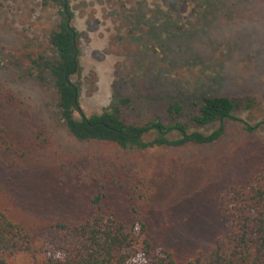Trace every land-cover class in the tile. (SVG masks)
Returning <instances> with one entry per match:
<instances>
[{
	"label": "rangeland",
	"instance_id": "374dc122",
	"mask_svg": "<svg viewBox=\"0 0 264 264\" xmlns=\"http://www.w3.org/2000/svg\"><path fill=\"white\" fill-rule=\"evenodd\" d=\"M71 5L82 32V69L73 79L81 82L85 115L102 112L117 94L129 99L127 119L168 123L170 103L188 109L204 95H227L236 104L234 118L220 139L205 145L138 151L74 137L59 121L55 91L31 63L50 53L56 8L44 0H0V205L33 229L71 219L87 206L90 190L70 178L63 182V164L88 166L90 155L110 154L115 170L138 168L146 177L142 210L157 246L180 262L208 252L224 231L227 188L246 183L264 163V0ZM110 197L123 203L116 190ZM9 261L25 264L28 257L14 254Z\"/></svg>",
	"mask_w": 264,
	"mask_h": 264
},
{
	"label": "trees",
	"instance_id": "16d2710c",
	"mask_svg": "<svg viewBox=\"0 0 264 264\" xmlns=\"http://www.w3.org/2000/svg\"><path fill=\"white\" fill-rule=\"evenodd\" d=\"M44 2L56 8L58 20L47 36L50 53H38L31 63L37 78L55 91L59 121L71 135L138 151L220 139L236 108L227 95H204L188 109L181 102L170 103L168 123L160 118L145 124L127 119L123 108L129 99L117 94L102 112L85 115L80 107L81 82L73 79L82 69V32L73 24L71 0ZM245 127L252 131L256 126ZM111 159L110 154L90 155L91 165L63 164V182L70 178L90 190L87 206L71 219L33 229L0 205V264H11L14 254L28 257L25 264H264V163L246 183L227 188L224 231L211 249L180 262L172 250L158 247L151 234L152 220L142 210L143 199H148L146 177L138 168L115 170ZM114 190L124 198L121 206L111 202Z\"/></svg>",
	"mask_w": 264,
	"mask_h": 264
}]
</instances>
